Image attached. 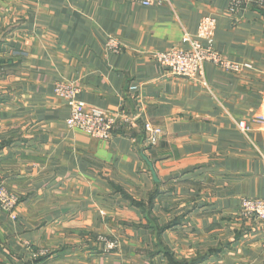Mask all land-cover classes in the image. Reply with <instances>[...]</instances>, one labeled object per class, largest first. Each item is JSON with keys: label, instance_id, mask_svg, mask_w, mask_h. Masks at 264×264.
<instances>
[{"label": "crops", "instance_id": "1", "mask_svg": "<svg viewBox=\"0 0 264 264\" xmlns=\"http://www.w3.org/2000/svg\"><path fill=\"white\" fill-rule=\"evenodd\" d=\"M231 1L0 0V185L19 198L16 219L0 208V264H264V222L240 215L264 199V3ZM207 16L250 68L169 75L154 56ZM59 82L133 123L110 141L69 129Z\"/></svg>", "mask_w": 264, "mask_h": 264}, {"label": "built area", "instance_id": "2", "mask_svg": "<svg viewBox=\"0 0 264 264\" xmlns=\"http://www.w3.org/2000/svg\"><path fill=\"white\" fill-rule=\"evenodd\" d=\"M132 1L143 6H151L153 3V0ZM251 1L254 0H232L229 10L235 13ZM255 1L264 3V0ZM216 29L217 20L210 16L204 17L199 23L196 35L183 39V43L189 45L188 49H170L154 57L169 75L183 79H198L202 74L203 66L207 63L233 73L249 69V65L231 62L217 51L215 47ZM107 49L115 53L121 51L120 46L113 39L108 42ZM54 93L66 102L70 110V116L66 121L67 127L80 130L95 139L110 141L119 124H132L134 121L133 118L127 116L121 118L120 115H109L98 108L88 106L79 99L81 88L76 83L59 82L55 85ZM239 127L246 129L243 122L239 124ZM144 129L146 142L149 145H156L162 136L161 129L151 124H146ZM18 203L19 198L0 185V208L9 213L12 219H16L15 210ZM240 215L245 219L264 222V199H244L240 205ZM99 241L103 244L105 253H114L121 248V242L116 238L100 236Z\"/></svg>", "mask_w": 264, "mask_h": 264}]
</instances>
